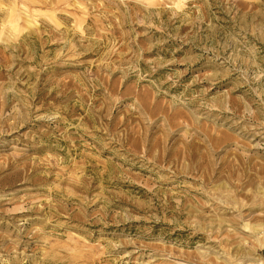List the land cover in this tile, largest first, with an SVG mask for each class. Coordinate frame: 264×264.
<instances>
[{
  "label": "rangeland",
  "instance_id": "1",
  "mask_svg": "<svg viewBox=\"0 0 264 264\" xmlns=\"http://www.w3.org/2000/svg\"><path fill=\"white\" fill-rule=\"evenodd\" d=\"M223 263L264 264V0H0V264Z\"/></svg>",
  "mask_w": 264,
  "mask_h": 264
},
{
  "label": "bare ground",
  "instance_id": "2",
  "mask_svg": "<svg viewBox=\"0 0 264 264\" xmlns=\"http://www.w3.org/2000/svg\"><path fill=\"white\" fill-rule=\"evenodd\" d=\"M33 1H34V0H33ZM35 21H36V20H35ZM211 111H213V110H211ZM212 113H213V112H212ZM174 117H175V116H174ZM193 119H194V118H193ZM194 120H195V119H194ZM191 123H192V122H191ZM198 128H199V127H198ZM207 128H208V127H206V128H205V127H201L200 129L205 131V134L208 136V138H209L210 140H214L213 143H212V144L214 145V144H215L214 142H215V138H216L215 135H216V134H215V133L212 134V133L210 132V131H212V130L209 131V130H208L209 128H208V129H207ZM212 129H213V132H215V130H214L215 128H212ZM199 132H200V131H199ZM203 133H204V132H203ZM214 134H215V135H214ZM193 135H194V134H193ZM204 136H205V135H204ZM255 136H256V135H255ZM205 137H206V136H205ZM205 139H206V138H205ZM218 140H219V139H218ZM189 142L191 143V141H189ZM211 142H212V141H211ZM218 142H219V141H218ZM200 143H201V142H200ZM195 144H196V143H195ZM203 144H204V143H203ZM205 144H206V143H205ZM217 144H219V143H217ZM210 146H211V145H210ZM213 147H214V146H213ZM211 149H212V148H211ZM212 150H213V149H212ZM213 151H214V150H213ZM209 155H210V154H209ZM197 162H198V161H197ZM220 201H222V200H220ZM222 220H223V219H222ZM253 229H254V228H253ZM255 230L257 231V230H258V227L255 228ZM223 264H224V263H223ZM227 264H228V263H227Z\"/></svg>",
  "mask_w": 264,
  "mask_h": 264
}]
</instances>
